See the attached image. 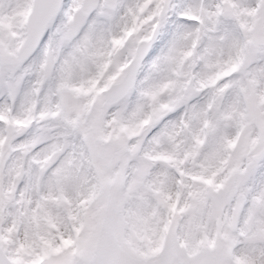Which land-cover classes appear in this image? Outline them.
I'll return each mask as SVG.
<instances>
[{
  "label": "snow or ice",
  "instance_id": "6c2138e0",
  "mask_svg": "<svg viewBox=\"0 0 264 264\" xmlns=\"http://www.w3.org/2000/svg\"><path fill=\"white\" fill-rule=\"evenodd\" d=\"M0 264H264V0H0Z\"/></svg>",
  "mask_w": 264,
  "mask_h": 264
}]
</instances>
